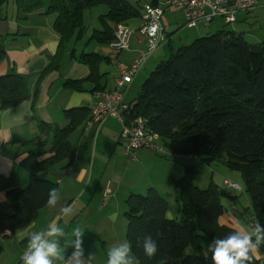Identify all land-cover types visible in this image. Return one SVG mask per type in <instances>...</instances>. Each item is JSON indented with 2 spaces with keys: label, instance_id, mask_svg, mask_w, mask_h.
<instances>
[{
  "label": "trees",
  "instance_id": "obj_1",
  "mask_svg": "<svg viewBox=\"0 0 264 264\" xmlns=\"http://www.w3.org/2000/svg\"><path fill=\"white\" fill-rule=\"evenodd\" d=\"M45 1L15 2L18 10L32 14L43 9ZM8 2L0 0V15ZM48 2L47 14H57L54 30L60 36V43L45 74L60 68L67 44L74 36L77 40L83 37L85 10L108 7L109 12L101 18L104 31L94 33L92 38L110 44L114 40L113 26L141 19L144 8L134 6L130 0ZM150 4L156 6L158 2ZM71 56L74 58V52ZM4 58L5 53L0 49V63ZM79 60L89 68V75L82 80L68 81L65 87L81 91L84 82L98 85L103 77L100 65L109 59L82 53ZM21 84L16 74L0 76L1 110L17 107L25 100ZM130 105L127 119L134 116L146 119L168 154L193 161L208 156L202 162L211 165L223 160L227 168L239 172L244 190L251 198L252 221L264 225V41L251 45L241 34L226 30L198 38L160 62ZM91 110L81 107L64 111L68 121L65 127L39 123L45 143H39L41 151L29 152L20 164L29 174L26 188L15 189L14 176L7 178L0 174V191L6 192L12 208L11 214L0 213V233L8 230L9 234H15L27 228L47 207L49 190L58 186L40 180L38 174L64 161L71 164L75 160L69 136L91 119ZM50 139L48 148L43 149ZM24 144L32 145L35 141ZM184 169L181 178L173 179L181 206L178 220L165 218L168 201L153 188L146 195L132 194L125 202L126 239L138 264H212L204 244L237 231L219 221L225 210L222 198L232 197L214 182L206 190L196 188L194 180L198 170L193 163ZM145 235H151L158 243V253L152 259L144 254L138 241ZM2 251L0 244V255ZM258 251L264 254V246ZM251 264H259L254 256Z\"/></svg>",
  "mask_w": 264,
  "mask_h": 264
},
{
  "label": "crops",
  "instance_id": "obj_2",
  "mask_svg": "<svg viewBox=\"0 0 264 264\" xmlns=\"http://www.w3.org/2000/svg\"><path fill=\"white\" fill-rule=\"evenodd\" d=\"M15 1L9 0L1 10L0 49L5 53V58L0 63V76L9 74L19 76L22 80L21 91L25 100L19 106L8 110L0 108V174L7 178L14 176V188L24 189L29 183V174L20 164L28 157L29 152L41 151L42 148L38 145L41 142L45 143L46 140L45 135L39 132V123L65 127L68 121L64 111L81 107L92 109L97 102L98 92L115 88L118 69L114 67L112 71L108 68L103 72L101 69L103 63H101L100 73L103 77L98 85L84 82L81 91L65 87L66 82L82 80L89 75V68L80 62L79 58L82 53H87L84 42L87 39L89 23H96L98 19L102 25L94 33L104 31L105 24L101 18L109 12L107 6L106 9L96 6L85 10L83 37L77 40L74 36L67 44L60 68L45 74V70L59 50L60 36L54 30L57 14H47L48 0L45 1L43 9L32 14H25L18 10ZM130 1L138 7L152 1L160 5L166 0ZM167 12L170 14L166 21L163 20L165 30L168 27L170 33L167 35H175L168 38L166 44L161 46V50L169 47L171 55L175 52L173 42L177 39V34H186V37L192 41L201 37L199 30L193 34L194 38L188 31L180 30L182 25L175 17L178 12H182L181 10L165 9L164 16ZM130 21L126 24L128 25ZM230 26H232L231 32L241 34L249 44H261L264 41V0H258V5L253 11L240 13L237 21ZM140 28L141 26L132 29L130 51L119 53L117 63L130 65L142 51H145L146 39ZM90 41L103 44L96 39ZM106 45L107 57L101 56L108 58L113 50L110 49L109 44ZM72 52H74V58L71 56ZM104 62L112 64L108 60ZM140 72L129 82V88L135 81L139 80L142 83L148 78V71ZM87 123L69 136V143L75 151V160L71 164L64 161L50 171L38 174L40 180L57 184L60 192L58 204L55 207L43 208L35 222L15 234L0 233V244L3 248L0 264H21V257L26 250L30 233L46 230L53 220H56L65 230H70L77 225L81 226L86 233L83 238L85 256L95 254L92 264H107L108 249L127 240L125 202L129 196L141 193L145 190L142 188L143 185H146L145 187H149L148 190L155 189L167 200L157 184V177L161 174L159 167L154 164L148 169L146 166V163L150 166L152 162L158 160L153 155L156 153L139 150L136 153V160L130 157L120 140L121 125L116 119H108L99 129L97 126L88 129ZM30 141H35V144H24ZM50 142L51 139L43 149H47ZM173 179L179 178H175L173 174L172 183ZM105 189L107 195L104 194ZM65 206H71L70 215H63L62 208ZM113 212L119 213L115 223L109 219ZM167 212L171 213L168 219L178 220L181 216V207L178 205L177 208H173L168 201ZM0 213H12L5 191H0ZM228 219L229 222H222L221 219L219 221L222 225L237 231L253 229V221L247 223L246 227L239 225L236 227L232 225L233 220L230 217ZM208 244H204L207 255ZM71 252V248L67 249L66 255H71ZM253 256L259 264H264V254L257 250ZM134 261L138 264L135 257Z\"/></svg>",
  "mask_w": 264,
  "mask_h": 264
},
{
  "label": "built area",
  "instance_id": "obj_3",
  "mask_svg": "<svg viewBox=\"0 0 264 264\" xmlns=\"http://www.w3.org/2000/svg\"><path fill=\"white\" fill-rule=\"evenodd\" d=\"M258 5V0H166L160 5L145 4L140 31L146 39V49L133 60L130 65L117 63L118 54L130 51L133 30L125 24L114 28V40L109 44L113 53L109 55L110 63L117 64L118 77L115 88L96 94L97 102L91 110V119L87 128L99 127L108 119H116L121 125V142L128 155L136 160L139 150H147L156 154L167 155L160 136L142 117L127 119L126 113L131 105L126 101L129 82L144 69L149 58L166 42L163 16L165 9L181 10L188 28H197L200 24L211 25L221 19L226 25L237 21L240 13H249ZM165 41V42H164ZM162 42H164L162 44ZM227 188L242 191L240 185L225 180ZM256 224L252 223L253 228Z\"/></svg>",
  "mask_w": 264,
  "mask_h": 264
},
{
  "label": "clouds",
  "instance_id": "obj_4",
  "mask_svg": "<svg viewBox=\"0 0 264 264\" xmlns=\"http://www.w3.org/2000/svg\"><path fill=\"white\" fill-rule=\"evenodd\" d=\"M104 194L107 195L105 189ZM60 200L57 188L48 192L47 206L55 207ZM63 215L72 213L71 206L62 208ZM171 213L166 212L165 218ZM119 218L118 212H113L109 219L115 223ZM5 234H9L5 230ZM85 231L79 225L65 230L56 220L51 221L46 230L31 232L27 247L21 257V264H92L95 254L85 256ZM144 254L154 258L158 253V243L151 235L138 238ZM264 246V225L257 223L250 231H233L223 238L216 237L208 245L212 264H251L253 254ZM71 248V255H66ZM207 255V254H206ZM107 264H135L132 245L125 240L108 249Z\"/></svg>",
  "mask_w": 264,
  "mask_h": 264
},
{
  "label": "rangeland",
  "instance_id": "obj_5",
  "mask_svg": "<svg viewBox=\"0 0 264 264\" xmlns=\"http://www.w3.org/2000/svg\"><path fill=\"white\" fill-rule=\"evenodd\" d=\"M104 9H106V6L102 5ZM96 13V12H95ZM170 14V12L166 13V16H164L163 20L166 21V18ZM175 19H177L182 27L180 30H186L190 33V36L192 38L193 34L199 30L200 31V37H205L212 35L217 32V30L225 29L227 31L231 30L230 25L225 26L226 24L221 20L217 19L215 20L209 27H205L204 25H199L198 28L190 29L185 24V18L182 12H178ZM102 25V23L97 19L96 23L90 22L88 25V32L86 34V41L84 42V48L87 53H94L97 52L100 55H104L107 57V45L106 44H100L95 41H90L93 39H90L96 29H99V27ZM129 27L131 29L137 28L142 25V21L140 19H134L128 23ZM204 26V27H203ZM168 27H166L165 30V41L168 40L169 37L175 35H167ZM180 35V36H179ZM179 36V37H178ZM164 41V42H165ZM162 42V44L164 43ZM192 40L186 37V34H177V39L174 40V51H177L180 47L177 46H187L189 44H192ZM92 43V44H91ZM166 44V43H165ZM164 44V45H165ZM163 46V45H162ZM162 47H160L153 55V57L149 58L146 66L143 70H141L140 73H143V71H148L147 77L150 75V73L154 70V68L161 62L168 60L170 58V51L169 47L164 48V50H161ZM117 67V64H109L107 62H103L101 69L102 71L108 70L110 68L113 71V68ZM146 77V78H147ZM146 80V79H145ZM144 81L141 83L139 80L135 81L134 84L129 88V91L126 94V100L128 102H132L136 99L138 94L141 91L142 85ZM166 150V148H165ZM167 151V150H166ZM158 159L155 162H152L149 165L146 166L149 168H152L154 164H156L159 167L160 175L157 177V184H159V190H161L162 194L167 197V200L170 202L173 208H177L179 204L178 202V191L175 189L174 184L171 182V177L174 174L175 178H181L183 176V170L184 166L176 160H170L169 156L170 154H167L166 156L163 154H153ZM193 166L198 170V173L194 180V185L196 188H199L201 190H206L211 182H214L222 191L225 193H228L232 198H222L223 206L225 208L224 214L221 216L222 222H229V217L233 220L232 225L233 226H242L246 227L249 222H252V214H251V198L246 193L244 180L241 176V174L237 171L230 170L227 167H224L217 163H212L211 165H208L199 159H195L192 161ZM149 164V163H148ZM180 172V173H179ZM172 174V175H171ZM230 180L231 182H234L241 186L242 191H236L230 188H227L224 186V181ZM147 184V183H146ZM145 188L144 191H141V193H135V194H142L146 195L148 188L145 187L146 185H143ZM176 200V201H175ZM181 207V206H180ZM127 211V207L125 206V213ZM241 216V217H240ZM127 221V220H126ZM208 250V249H207Z\"/></svg>",
  "mask_w": 264,
  "mask_h": 264
},
{
  "label": "water",
  "instance_id": "obj_6",
  "mask_svg": "<svg viewBox=\"0 0 264 264\" xmlns=\"http://www.w3.org/2000/svg\"><path fill=\"white\" fill-rule=\"evenodd\" d=\"M167 33L169 34L170 33V30L168 29ZM209 157L208 156H202L199 158L200 161H204L206 159H208ZM169 159L170 160H176V161H179L183 166H189L192 164V160L190 158H186V157H176V156H169ZM217 164H220L224 167H228V164L223 161V160H217L216 162Z\"/></svg>",
  "mask_w": 264,
  "mask_h": 264
}]
</instances>
